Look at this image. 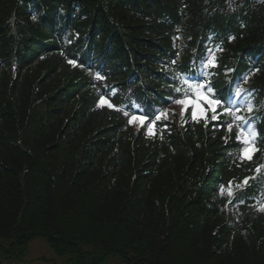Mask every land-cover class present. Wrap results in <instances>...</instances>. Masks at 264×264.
Returning a JSON list of instances; mask_svg holds the SVG:
<instances>
[{"label":"trees","instance_id":"trees-1","mask_svg":"<svg viewBox=\"0 0 264 264\" xmlns=\"http://www.w3.org/2000/svg\"><path fill=\"white\" fill-rule=\"evenodd\" d=\"M209 49L216 95L239 85L253 104L251 161L228 115L147 137ZM101 95L120 110L96 109ZM138 103L149 120L134 133ZM262 205L264 0H0L6 259L45 238L69 264H264Z\"/></svg>","mask_w":264,"mask_h":264},{"label":"snow or ice","instance_id":"snow-or-ice-1","mask_svg":"<svg viewBox=\"0 0 264 264\" xmlns=\"http://www.w3.org/2000/svg\"><path fill=\"white\" fill-rule=\"evenodd\" d=\"M33 20L36 19L35 16L32 17ZM234 39V37H230ZM219 46H217L215 51H221ZM69 64H73V60L68 61ZM218 67L215 52L209 49L206 53L204 59L202 60L198 72L193 75L180 74L178 79L181 86L174 89L176 93L182 92L183 96L180 99L173 101L175 105L180 106V115L183 121V117L186 112L190 110L191 119L193 122H200L203 120L205 126L208 124V114L211 113V120L213 122L219 121L220 115H228L231 117L230 121L226 122L227 131L231 132L233 127L237 128L236 139L239 143L243 144L244 147L241 150L240 159L245 158L251 159V153L256 151L254 148V138L256 136L251 124L247 117L240 115L239 113L245 109L248 112L252 111L251 103L245 94L244 90L237 85L236 89L228 97L217 96L211 83H206L205 78L210 75L207 71L209 68ZM97 79H102V77L97 76ZM246 79V77L244 78ZM102 105H107L109 108L115 110H120L118 106L113 105L104 95L100 96L98 101V107ZM138 107V106H137ZM125 116H129L127 111H124ZM161 119H168L167 110L159 111L153 115L150 122L147 125V133L149 135L154 134V126ZM149 117L147 115L133 114L130 116L128 123L132 124L134 122L144 125L145 121H148ZM259 170V169H258ZM247 183V180L244 181ZM223 192V189H221ZM228 195L231 196V190L228 191ZM261 211H264V205L261 206Z\"/></svg>","mask_w":264,"mask_h":264},{"label":"rangeland","instance_id":"rangeland-1","mask_svg":"<svg viewBox=\"0 0 264 264\" xmlns=\"http://www.w3.org/2000/svg\"><path fill=\"white\" fill-rule=\"evenodd\" d=\"M164 110H167L168 112V120L175 122L181 128L185 125L186 120H188V118L191 117L190 110H189L188 112L185 113L183 117V121H182L179 105L173 104L171 107L166 108ZM239 114L242 115V111ZM209 117H211V113L208 114V118ZM200 121H203V120H200ZM131 127L133 129V132L137 133L139 130L143 128V125H140L139 123L134 122L131 124ZM155 129L156 127L154 126V134L156 133ZM147 135L149 134L147 133ZM255 138H254V142H255ZM253 146L255 148V144ZM254 152L251 153V157L254 154ZM67 257L68 256H64V257L58 256L54 252V250L48 245L45 238H37L32 241L30 245L29 253L22 262L9 261L2 254H0V264H69V260ZM106 264H122V261L119 258H111L107 260Z\"/></svg>","mask_w":264,"mask_h":264}]
</instances>
